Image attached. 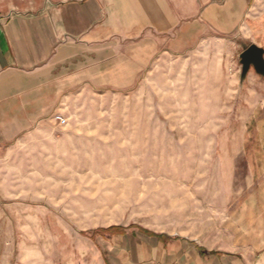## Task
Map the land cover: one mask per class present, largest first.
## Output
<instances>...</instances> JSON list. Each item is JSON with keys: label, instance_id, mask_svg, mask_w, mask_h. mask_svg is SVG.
Here are the masks:
<instances>
[{"label": "rangeland", "instance_id": "rangeland-1", "mask_svg": "<svg viewBox=\"0 0 264 264\" xmlns=\"http://www.w3.org/2000/svg\"><path fill=\"white\" fill-rule=\"evenodd\" d=\"M203 57L157 54L134 81L76 87L0 153V264H91L117 229L232 243L252 130Z\"/></svg>", "mask_w": 264, "mask_h": 264}, {"label": "crops", "instance_id": "crops-1", "mask_svg": "<svg viewBox=\"0 0 264 264\" xmlns=\"http://www.w3.org/2000/svg\"><path fill=\"white\" fill-rule=\"evenodd\" d=\"M251 46L264 49V0H0V153L76 87L134 81L157 54H203L252 130L235 153L248 184L226 221L232 243L117 229L91 264H264V76L243 78L240 63Z\"/></svg>", "mask_w": 264, "mask_h": 264}, {"label": "water", "instance_id": "water-1", "mask_svg": "<svg viewBox=\"0 0 264 264\" xmlns=\"http://www.w3.org/2000/svg\"><path fill=\"white\" fill-rule=\"evenodd\" d=\"M243 78L253 67L255 71L264 76V49L251 46L240 57Z\"/></svg>", "mask_w": 264, "mask_h": 264}, {"label": "built area", "instance_id": "built-area-1", "mask_svg": "<svg viewBox=\"0 0 264 264\" xmlns=\"http://www.w3.org/2000/svg\"><path fill=\"white\" fill-rule=\"evenodd\" d=\"M58 123L60 126H64L67 124V120L66 119H63V118H59L58 119Z\"/></svg>", "mask_w": 264, "mask_h": 264}]
</instances>
